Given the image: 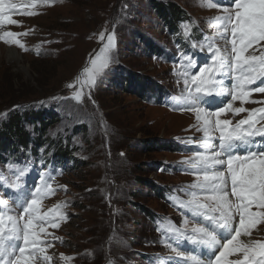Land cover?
<instances>
[{
	"label": "rangeland",
	"instance_id": "374dc122",
	"mask_svg": "<svg viewBox=\"0 0 264 264\" xmlns=\"http://www.w3.org/2000/svg\"><path fill=\"white\" fill-rule=\"evenodd\" d=\"M156 1L192 13L188 18L182 16L178 37L189 41L193 50L189 56L197 61L198 67L206 61L210 63L209 43L225 46L219 39L218 17L224 14L221 6L234 10L233 0ZM15 2L27 6L30 0ZM217 3V7H209ZM33 11L37 14H13L19 26L0 28V32L26 33L18 39L28 49L25 51L0 41V140L13 113L43 112L48 118H51L49 114L54 115L46 130L33 131L30 122L22 124L31 132L33 146L38 143L36 135L43 136V148L33 164L36 171L30 172L31 180H25L27 172L21 179L23 188L17 197L21 202L27 201L35 187L40 186L42 172H50L55 177L51 181L53 193L42 200L41 209L48 211L64 204L62 211L66 220L60 222L59 228H48L52 235L42 237L45 246L49 241L52 244L47 248L51 264H183L182 258L175 257L162 242L164 233H158L159 228L166 231L168 218L152 223L147 216L148 209L173 214L170 206L175 201H161L155 197V183L179 186L194 183L195 176L186 171L190 166L184 161L200 149L199 141L203 136L202 131L197 130L195 113L177 110L183 101L174 100L184 88L183 80L176 75L182 62V56L175 52L176 43L166 35L150 0H53L51 4L38 3ZM199 28L211 36L204 38L201 44L193 39ZM113 32V62L97 78L94 87H84L83 102L76 101L73 97L80 90L79 85L74 88L68 85L76 84L77 77L89 66L90 57L100 54V49L107 44V36ZM102 34L104 39H101ZM146 39L152 40L157 48H165L166 55L158 60L153 58L144 45ZM261 44L264 45V41ZM227 47L230 50L231 45ZM11 50L16 53L15 59L10 55ZM195 50L199 51V57L194 58ZM262 51L264 48L255 45L245 55L259 56ZM127 72L133 74V83L125 80ZM238 74L233 68L217 79L231 88ZM137 76L153 84L148 92L152 97H145L148 87L142 85ZM262 83L264 81H257L249 88ZM130 89L134 94L126 92ZM169 95L172 98H167ZM222 97L219 104H215L219 98L215 95L203 97L202 106L214 111L231 100L230 95ZM249 99L259 103L242 104L236 100L233 107L248 110L264 107V93H253ZM248 114L247 111L239 115L228 112L221 119L232 120L235 124ZM183 135L186 137L183 140L191 143L195 151L189 149L188 153L177 156L156 149L167 140ZM66 146L74 153L67 161L53 163L44 159L46 149L49 153L61 152ZM5 150L0 145V153ZM248 151H264V137L257 136L252 143L240 145L235 154L244 156ZM30 155V151L23 154L18 166L3 175L10 176L17 168L27 166L25 159ZM163 161L180 171L170 172L171 177L159 174L157 165ZM9 165L10 159L0 160L1 168H9ZM13 191L16 190L0 184V198H16ZM177 197L178 200L189 198L188 194ZM252 210L259 211L255 207ZM180 219L175 216L171 223L180 227L183 223ZM194 219L192 215L189 218L190 221ZM217 231L225 239L229 235L226 231ZM54 237H62L64 241ZM250 238L264 242V223L252 230ZM173 246L185 253L201 254L187 241L173 243ZM138 252L145 256L144 260L139 259ZM61 254L72 259L65 262L60 259ZM238 258L242 256L229 257ZM37 264L44 262L38 258Z\"/></svg>",
	"mask_w": 264,
	"mask_h": 264
},
{
	"label": "snow or ice",
	"instance_id": "6c2138e0",
	"mask_svg": "<svg viewBox=\"0 0 264 264\" xmlns=\"http://www.w3.org/2000/svg\"><path fill=\"white\" fill-rule=\"evenodd\" d=\"M38 3L51 4L53 0H30L27 6L17 4L15 0H0V28L19 26V22L13 19L14 13L36 15L33 10ZM233 5L234 10L221 6L224 14L218 17L219 39L225 42V46L222 48L219 43L207 45L210 63L206 61L198 67L195 59L182 53V62L176 69V75L184 84L180 96L174 98L183 101L177 110L194 112L199 125L197 130L203 133L200 149L184 161L190 166L186 171L192 172L195 182L188 186L189 198L179 204L195 219L190 221L185 216L180 227L169 221L162 241L175 257L182 258L183 264H264V242L241 239L250 237L252 230L264 223V151H248L244 156L235 154L240 145L252 143L254 137H264V107L252 110L233 107L236 100L242 104L259 103L249 98L253 93H264V83L249 88L257 81H264V51L259 56L245 55L255 45L264 48L261 44L264 41V0H233ZM217 6L218 3L209 5ZM24 34L0 32V41L27 51L25 44L18 39ZM101 39H104L103 34ZM114 45L113 32L107 36V44L100 49V54L90 57L89 66L77 77L76 84L68 85L69 88L79 85L80 90L73 97L76 101L83 102L84 87H94L97 78L113 62L111 50ZM233 68L240 74L235 76L234 85L227 88L217 77ZM193 69L197 70L193 72ZM213 95H230L231 100L210 111L202 106L203 97ZM88 96L91 99V92ZM246 111L248 116L235 124L232 120L221 119L228 112L239 115ZM217 140L218 143H214ZM26 172L25 165L11 172L10 176L0 174V184L19 191ZM54 178L50 172H42L40 186L35 187L34 194L27 201L21 202L15 197L0 198V264H37L38 258L44 264H51L52 257L47 255V248L52 244L49 241L45 246L42 237L52 235L48 228H59L60 222L66 220L62 211L64 204L48 211L41 209L42 200L53 193L51 181ZM254 207L259 211L254 212ZM218 229L228 232V237H222ZM181 241L189 242L201 254L185 253L173 246ZM204 250L215 253L214 259L206 261L202 256ZM231 256L242 258L229 259ZM60 259L67 262L72 258L61 254Z\"/></svg>",
	"mask_w": 264,
	"mask_h": 264
},
{
	"label": "trees",
	"instance_id": "16d2710c",
	"mask_svg": "<svg viewBox=\"0 0 264 264\" xmlns=\"http://www.w3.org/2000/svg\"><path fill=\"white\" fill-rule=\"evenodd\" d=\"M150 2L155 8L160 22L163 23V27H164V31L166 35L171 37V39H173L174 42L176 43L175 52L177 54L180 53L181 50L183 49L182 47H186L187 54L192 52L193 50H192V47L190 46L189 41L187 42L186 45H184L183 43L179 41L180 38L178 37L179 30H180V24L182 22V16L185 15L184 17L188 18L192 13L189 10L180 9L177 6L172 7L170 6V4L169 5L163 4L161 2H157L156 0H150ZM203 36H210V35L205 33L204 31L203 32L200 31L198 36L195 37V39H202ZM145 41H147L144 44L146 46V50L148 54H151L153 58L158 60L163 55H166L167 50L165 48H163L162 46L158 48L155 47L153 41L150 39H146ZM171 57L173 58V56ZM124 77H125V80L128 81L129 83L134 82L132 81L133 74L131 72H127ZM137 80L142 85L148 87L147 89H145L147 92V95H145V97L149 98L150 95L148 94V92H149V89L153 86V84L150 83L148 79H145L143 77L137 76ZM161 87L164 89L168 88L166 85H162ZM126 92H130L131 94H134V91L132 89ZM146 98H145V101L147 100ZM175 101H178V100H175ZM49 116L51 118H48V114L45 115L43 112L36 113L33 111H30V113H25L22 115L18 112L13 113L10 117L9 123L7 125V129L5 130L6 132H4L1 136L0 145L2 149H6V150L3 153H0V160L3 161L5 159V161H7L8 159H10V163L12 164L17 163V162H20L22 155L29 151L31 155L29 159H25V160H28L27 163H31V160H36L37 158L39 159V153L41 149L43 148L41 147L43 136L41 134L36 135L37 136L36 139L38 143L37 145L33 146L32 145L33 140H31V132L23 128L22 124L23 122H30V125L33 126V131H39L43 129L46 130L54 118L53 114H49ZM181 137H184V135ZM13 147H15V150L13 149ZM12 149H13V152L10 153ZM54 149L56 150V147ZM156 149L161 150V152L174 153L177 156L182 151L179 145H173V144H161ZM45 153H46V157L44 159H46L47 161H50V157H52L54 163H58L61 161L62 162L67 161L68 158H71L74 155V153L70 151L69 146H66L65 148H63L61 152L56 150V152L49 153L48 150L46 149ZM5 169L6 168H2V170H5ZM168 177H171V176H168ZM153 187L154 185L151 186V188ZM154 196L160 198V200L162 201V198L160 197V192L158 195L156 192V188H155ZM120 204L122 203L120 202ZM142 210L143 212L147 211V209H142ZM148 210H149L148 215H147L148 219L149 218L153 219L156 213L153 212V210L152 211H150V209ZM138 254L139 256L138 255L137 256L139 257V259L144 260L145 256L140 254L139 252Z\"/></svg>",
	"mask_w": 264,
	"mask_h": 264
},
{
	"label": "bare ground",
	"instance_id": "6f19581e",
	"mask_svg": "<svg viewBox=\"0 0 264 264\" xmlns=\"http://www.w3.org/2000/svg\"><path fill=\"white\" fill-rule=\"evenodd\" d=\"M10 55L13 57V56H15L16 55V53L15 52H13L12 50L10 51ZM14 58V57H13ZM15 59V58H14ZM17 60V59H16ZM223 100V97H219L218 98V100L217 101H215V104H219V103H221V101ZM175 115V114H174ZM170 116H173V115H171L170 114ZM262 146H261V144H259L258 145V148H261ZM256 150V149H255ZM249 240V239H251L252 240V238H250V237H246V238H244V240L245 241H247V240ZM204 252V254L206 255L205 257H204V259L207 261L210 257L212 258V256L214 255V253H212V252H210V251H207V250H204L203 251ZM59 263H61L60 261H59Z\"/></svg>",
	"mask_w": 264,
	"mask_h": 264
}]
</instances>
